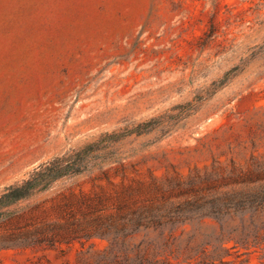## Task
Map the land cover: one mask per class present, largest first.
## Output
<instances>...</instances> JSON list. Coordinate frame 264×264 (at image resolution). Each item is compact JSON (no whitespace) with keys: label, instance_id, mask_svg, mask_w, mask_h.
<instances>
[{"label":"rangeland","instance_id":"rangeland-1","mask_svg":"<svg viewBox=\"0 0 264 264\" xmlns=\"http://www.w3.org/2000/svg\"><path fill=\"white\" fill-rule=\"evenodd\" d=\"M92 143L86 170L0 215V264H264L263 238L219 243L211 217L82 235L208 173L264 176V0H0V194ZM192 229L203 251L160 247Z\"/></svg>","mask_w":264,"mask_h":264},{"label":"trees","instance_id":"trees-1","mask_svg":"<svg viewBox=\"0 0 264 264\" xmlns=\"http://www.w3.org/2000/svg\"><path fill=\"white\" fill-rule=\"evenodd\" d=\"M130 132L132 131L111 135L120 139ZM95 146L94 143L88 144L72 155L54 157L34 168L27 178L7 186L0 194V215H9L10 205L47 189L55 180L86 170L89 154L99 149ZM76 157L78 159H75ZM255 172L236 175L233 174L234 172H229L224 178L218 177L219 174L215 172L208 173L202 177V183L205 184L203 186H198L190 180L187 183L190 188L175 195L184 197L178 202H173L170 200V195L162 193L160 198H149L146 204L138 207H129L120 203L113 214L97 213L92 221H89L95 224L87 226L82 235H106L110 234L113 228L119 231L128 227L137 229L140 226H153L163 230L168 223H171L169 230H172L174 224L211 217L219 223L220 231L215 236V240L219 243L234 241L233 246H235L238 243L245 244L251 238L264 239V184L257 185L264 180V176L259 169ZM217 182L223 184L215 185ZM230 184L243 186L236 188L230 187ZM197 234L199 233L196 229H192L185 244H182L170 232L160 247L169 248L172 252L183 249L186 257L190 258L195 253L203 251L205 245L211 243L210 237H214L213 233H200L203 236L198 240ZM112 241L115 245V239ZM158 254L156 250L150 252L149 248L136 249L137 264H157ZM221 262L225 261L221 259Z\"/></svg>","mask_w":264,"mask_h":264}]
</instances>
